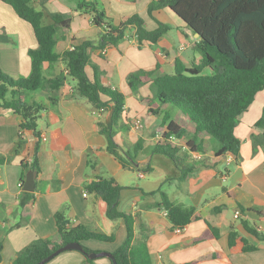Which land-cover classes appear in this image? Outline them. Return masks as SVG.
<instances>
[{
    "label": "crops",
    "instance_id": "obj_1",
    "mask_svg": "<svg viewBox=\"0 0 264 264\" xmlns=\"http://www.w3.org/2000/svg\"><path fill=\"white\" fill-rule=\"evenodd\" d=\"M80 1L34 0L35 7L45 14L44 21L48 19L46 23L55 13L70 19L69 27L59 29L56 34V52L71 49L87 39L96 40L99 36L101 29L91 22L90 15L76 12ZM92 1L104 9L113 25L137 14L148 30L157 27L156 21L170 26L156 43L144 42L141 46L135 36L136 28L130 26L116 46L104 52L93 49L90 53L91 64L97 66L101 83L124 95L125 112L134 111L135 119H145L143 129L135 131L131 126L129 131L118 129L114 135L120 152L136 142L139 144L133 170H139L140 164V183L127 182L124 173L130 174V170L122 169L105 150L106 139L100 133L97 121L108 124L110 110L98 112L90 104L89 107L83 105L84 98L74 94V82L67 79L58 90L44 88L27 97L44 107L38 120V129L44 140L38 142L39 171H34V189L25 191L23 184L30 170H23L20 164L23 160L32 159L37 138L30 130L21 132L16 115L0 109V155L5 156L0 163L2 264H8L32 240L54 235V213L64 206L65 222L70 226L78 223L93 225L114 236L113 242L86 240L83 245L95 252H113L126 237L125 223L122 218L109 219L106 203L84 188L87 182L100 177H113L123 186L118 210L136 213L137 221L149 228L147 244L152 264H264V242L258 241L246 229V226H251L264 232V215L260 216L253 210L264 212V146H254L251 137L252 134H264V128L254 126L264 110V89L238 117L235 134L240 140L239 156L235 158L228 154L214 160L213 151L208 152L211 158L205 152L213 165L200 167L185 179H180L177 168L163 162L160 154L141 156L140 142L151 146L159 141L161 118L149 114L142 101L143 97L151 96L149 85L141 86L134 94L128 88L126 77L139 69L170 74L176 58L186 66L199 62L200 55L195 49L198 39L167 7L153 11L151 17L147 7L152 0ZM36 47L37 41L30 25L20 19L9 4L0 0V62L5 68L3 70L16 76L28 75L31 67L28 50ZM44 69L45 77L53 78L64 71V65L56 61L45 64ZM86 71L91 78L92 68L88 67ZM134 134L138 139L133 138ZM205 140L209 141L208 138ZM19 141V150L14 152L13 148ZM159 173L164 176L171 174L167 187H161L170 200L195 208L197 218L181 231L172 228L166 211L155 205L160 200L159 194L153 193L155 188L148 186L150 181L146 176ZM19 182H22V187L18 186ZM238 205L244 210L238 209ZM208 225L218 229L219 237L196 241L195 238ZM232 228L256 245V249L243 252L241 243L230 247L228 233ZM46 264L87 263L80 251L71 250L59 253ZM93 264H111V260L101 256Z\"/></svg>",
    "mask_w": 264,
    "mask_h": 264
},
{
    "label": "trees",
    "instance_id": "obj_2",
    "mask_svg": "<svg viewBox=\"0 0 264 264\" xmlns=\"http://www.w3.org/2000/svg\"><path fill=\"white\" fill-rule=\"evenodd\" d=\"M1 1L9 4L16 15L30 25L37 41V47L28 50L31 63L28 75L14 78L0 70V109L16 115L18 129L21 132L30 130L37 138L32 159L21 161L22 169L39 171L37 151L41 132L38 120L44 110L41 103L27 97L44 88L58 90L64 81L70 79L74 82V94L80 95L98 112L110 110L108 124L97 121L99 131L106 139L105 150L122 169L133 170L139 144L120 152L114 139L116 131L123 128L119 121L125 112L124 95L101 83L97 66L91 64L90 53L93 49L105 50L116 46L130 26L136 28L139 46L144 42L156 43L170 26L156 21L157 27L148 30L137 14L113 25L104 9L95 1L82 0L77 4L76 12L90 15L91 22L101 29L99 36L96 40L87 39L71 49L56 52V34L59 29L69 27V18L55 13L46 23L44 12L35 7L34 0ZM163 7H167L193 33L198 34L195 49L201 55L200 60L186 66L176 58L170 74L139 69L129 73L126 82L134 94L141 86L149 85L151 96L143 97L142 101L149 114L161 118L160 139L151 145V152L171 159L181 169L180 178L185 179L198 168L211 163L203 156L208 143L205 138L216 140L215 157L228 154L235 158L239 156L240 140L235 134L238 117L248 109L256 94L264 89V0H152L147 7L148 14L153 17V11ZM56 61L62 62L64 71L53 78H46L44 65ZM88 67L92 68L91 78L86 71ZM254 126L264 128V110ZM251 137L254 145L264 146V134H252ZM20 144V141L16 143L14 152L19 150ZM198 154L201 156L198 157ZM184 159H192L193 164L187 162L189 164L184 165ZM4 160L5 156L0 155V163ZM84 188L106 203V216L109 219L122 218L125 223L126 237L112 252L116 264H152L147 244L149 228L137 221L136 213L118 210L123 186L113 177H100L87 182ZM159 194L160 200L155 205L166 211L172 228L184 229L197 218L194 207L170 200L164 191L160 190ZM237 207L244 210L240 205ZM65 210L64 206L54 213V235L32 240L8 264H35L69 242L80 243L85 262L93 264L96 258H88L86 253L95 251L82 242L93 240L109 243L114 241V236L93 225L78 223L70 226L65 222ZM253 210L260 216L264 215L263 211ZM246 229L258 241L264 242V232L251 226H246ZM218 237V229L208 225L195 240ZM237 243H241L243 252L257 247L232 228L228 233V244L234 247ZM2 262L0 243V264Z\"/></svg>",
    "mask_w": 264,
    "mask_h": 264
},
{
    "label": "rangeland",
    "instance_id": "obj_3",
    "mask_svg": "<svg viewBox=\"0 0 264 264\" xmlns=\"http://www.w3.org/2000/svg\"><path fill=\"white\" fill-rule=\"evenodd\" d=\"M173 14V13H172ZM174 15V14H173ZM176 18H177V16L176 15H174ZM45 22H48V19H46L45 20ZM198 55H200V53L198 52L197 53ZM200 57H201V55H200ZM2 69V71L4 72V73H6V74H8V75H10L11 77H17L16 76V74H13L12 72H9V71H7V70H3V69H5L4 68V66H3V63L2 62H0V70ZM205 72H209V70H205ZM82 103H83V105H86V106H88L89 107V103L85 100V99H82ZM152 105L153 106H155L156 104H155V102H153L152 103ZM135 116H134V111H131V112H124V114L122 115V118H121V120L119 121L121 124H122V126H123V128L124 129H126L127 131H129L130 130V127L131 126H133L134 127V120H135V118H134ZM141 119H139V118H136V119H139L140 120V122H141V125L140 126H138V127H134V130L135 131H137V130H141V129H143V127L145 126V119L144 118H142V117H140ZM40 119V118H39ZM41 121V120H40ZM39 121V123L41 124V122ZM122 128V129H123ZM155 133H153V135H154ZM133 138H135V139H138V136L136 135V134H134L133 135ZM160 139V138H159ZM137 144V142L135 143V145ZM217 145V142H216V140H214V139H209V141H208V143H207V149L208 150H206V153H207V155H208V152H212L213 151V153H214V148H215V146ZM254 145V144H253ZM140 146H141V151H140V153H141V156H143V155H145V156H147V157H149V156H155V155H159V153H152L151 152V146H150V144H145V143H142V142H140ZM254 146H256V145H254ZM133 147V144L131 145V147L130 148H132ZM129 148V149H130ZM205 155V156H204ZM159 156H163V162H167V164L169 165V164H172V166H175L176 168H177V173H178V176L180 177L181 176V169H179V167L178 166H176L174 163H173V161L171 160V159H169L168 157H166V156H164V155H159ZM198 157H200L201 155L200 154H198L197 155ZM203 156L205 157V158H208L209 157V155H208V157L206 156V154L204 153L203 154ZM213 157L214 158H212V159H214V160H216V159H218V160H220L221 159V157H215L214 156V154H213ZM224 157V156H223ZM209 158H211V157H209ZM187 162H191V164H193V160L191 159V160H189V159H187V160H183V164L184 163H186V164H189V163H187ZM134 163H136V161L134 160L133 161V164ZM186 164H184V165H186ZM167 165V166H168ZM170 166V165H169ZM181 168V167H180ZM230 168V167H229ZM138 169L140 170V164H139V167H138ZM166 169H168L169 170V168H167L166 167ZM139 170H130V174H129V172H125L124 173V175L126 176V181L128 182V181H133L134 183H136V182H138V183H140V178H138V173H139ZM126 171H129V170H126ZM170 172H171V169L169 170ZM174 172V171H173ZM171 174H168V176H164L163 174H161V173H159V174H149V175H147L146 177L147 178H149V184H148V186H152L153 187V189L155 188V190L153 191V193H158L159 194V191L161 190V187H162V189H163V187L165 188V187H167V181H168V179L171 177L170 176ZM122 176V175H121ZM160 179H162L161 180V182H159L160 181ZM164 179V180H163ZM181 179V178H180ZM152 182V183H151ZM149 187V188H150ZM161 191H163V190H161ZM159 198H160V194H159ZM229 213L230 214H232V212L231 211H229ZM177 230H182V229H178L177 228ZM67 251H71V250H67ZM97 259V258H96ZM95 259V260H96ZM94 260V261H95Z\"/></svg>",
    "mask_w": 264,
    "mask_h": 264
},
{
    "label": "water",
    "instance_id": "obj_4",
    "mask_svg": "<svg viewBox=\"0 0 264 264\" xmlns=\"http://www.w3.org/2000/svg\"><path fill=\"white\" fill-rule=\"evenodd\" d=\"M194 34L196 37H198V34H196V33H194ZM77 96L80 97V95H77ZM34 179H35V172L33 170L28 171L26 174V177H25L24 184H23V189L25 191H33ZM67 250H77V251L82 252V245L78 242H69V243L61 246L60 248H58L57 250H55L51 254L47 255L45 258H43L42 260L38 261L35 264H46L51 259H53L56 255H58L61 252L67 251ZM86 256L88 258H98L101 256H105L111 260V264H116V260L113 256L112 252H108V251L89 252V253H86Z\"/></svg>",
    "mask_w": 264,
    "mask_h": 264
},
{
    "label": "built area",
    "instance_id": "obj_5",
    "mask_svg": "<svg viewBox=\"0 0 264 264\" xmlns=\"http://www.w3.org/2000/svg\"><path fill=\"white\" fill-rule=\"evenodd\" d=\"M102 51L104 52L105 50H102ZM133 123H134V127H138V126L141 125V122H140L139 119H135ZM41 139L44 140L43 137H41ZM227 161H230V158H229V157H227ZM18 186H19V187H22V182H19V183H18ZM85 195H86V192L83 193V196H85ZM237 213H238V212H237Z\"/></svg>",
    "mask_w": 264,
    "mask_h": 264
}]
</instances>
